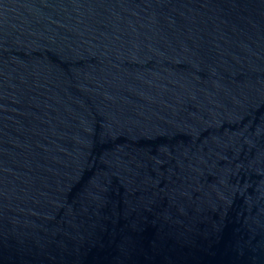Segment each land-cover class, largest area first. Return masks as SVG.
Returning <instances> with one entry per match:
<instances>
[{
  "label": "water",
  "instance_id": "water-1",
  "mask_svg": "<svg viewBox=\"0 0 264 264\" xmlns=\"http://www.w3.org/2000/svg\"><path fill=\"white\" fill-rule=\"evenodd\" d=\"M0 264H264V0H0Z\"/></svg>",
  "mask_w": 264,
  "mask_h": 264
}]
</instances>
